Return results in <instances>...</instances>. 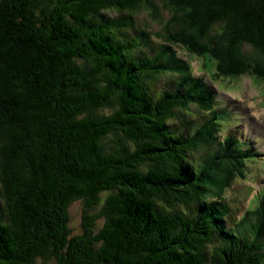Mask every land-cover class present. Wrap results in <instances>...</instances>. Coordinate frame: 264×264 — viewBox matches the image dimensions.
I'll return each mask as SVG.
<instances>
[{"label":"trees","instance_id":"obj_1","mask_svg":"<svg viewBox=\"0 0 264 264\" xmlns=\"http://www.w3.org/2000/svg\"><path fill=\"white\" fill-rule=\"evenodd\" d=\"M141 11L154 57L125 37ZM192 57L264 89V0H0V264H264V191L227 233L212 202L257 152L221 134Z\"/></svg>","mask_w":264,"mask_h":264},{"label":"rangeland","instance_id":"obj_2","mask_svg":"<svg viewBox=\"0 0 264 264\" xmlns=\"http://www.w3.org/2000/svg\"><path fill=\"white\" fill-rule=\"evenodd\" d=\"M159 5L162 18H169L171 16L169 10L163 8L161 4ZM134 21L136 29H133L125 37H133L137 40L142 36L148 38L145 39L146 44L136 51L135 56L137 58L145 57L144 55L154 57L167 44L154 36L159 34L162 26L157 19L149 16L147 11L135 14ZM120 36H122L121 39L123 40L124 35L121 34ZM178 55V59L183 58L182 60L186 61L185 58L187 57L184 52H179ZM189 63H191L193 68L192 77L195 79L198 78L197 76L202 77L207 82L210 91L214 93V96L216 95V108L221 110L222 115L225 116L222 119L223 128L221 134L235 137L245 144V148L256 151L259 154L257 155L256 153L249 159L247 179H235L231 188L226 192L223 201L212 200V202L219 205L218 208L223 205L228 206L229 214L226 217L225 215L223 216V223L227 233L232 230L233 226H236V223L240 222L244 212L250 206L249 202L255 195L259 191H264V89L258 85L255 79L249 77L233 78L232 80L216 77V63L212 59H207L206 62L203 59L192 57ZM173 65L174 63L170 62L169 66ZM174 84L175 80L173 77L166 76L161 82H158L157 91L170 90ZM194 117L196 119L192 120L193 123L203 122L200 115H194ZM171 125L181 133H189L195 127H198V124L192 125L189 119L188 122H175L171 123ZM82 222L83 204L81 201H77L71 207L70 227L73 233L81 232ZM102 225L103 222H99L96 231ZM224 235V233L218 234L216 243H220Z\"/></svg>","mask_w":264,"mask_h":264},{"label":"bare ground","instance_id":"obj_3","mask_svg":"<svg viewBox=\"0 0 264 264\" xmlns=\"http://www.w3.org/2000/svg\"><path fill=\"white\" fill-rule=\"evenodd\" d=\"M250 129V128H249Z\"/></svg>","mask_w":264,"mask_h":264}]
</instances>
